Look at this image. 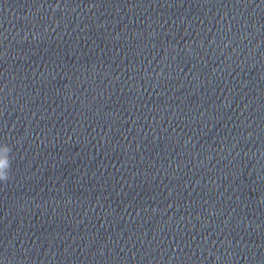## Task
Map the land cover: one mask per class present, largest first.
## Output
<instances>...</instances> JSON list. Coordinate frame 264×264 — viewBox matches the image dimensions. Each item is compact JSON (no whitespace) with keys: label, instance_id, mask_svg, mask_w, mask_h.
I'll use <instances>...</instances> for the list:
<instances>
[{"label":"water","instance_id":"95a60500","mask_svg":"<svg viewBox=\"0 0 264 264\" xmlns=\"http://www.w3.org/2000/svg\"><path fill=\"white\" fill-rule=\"evenodd\" d=\"M0 264H264V0H0Z\"/></svg>","mask_w":264,"mask_h":264},{"label":"clouds","instance_id":"9594fccd","mask_svg":"<svg viewBox=\"0 0 264 264\" xmlns=\"http://www.w3.org/2000/svg\"><path fill=\"white\" fill-rule=\"evenodd\" d=\"M12 146L6 142H0V184L10 181L12 172Z\"/></svg>","mask_w":264,"mask_h":264}]
</instances>
